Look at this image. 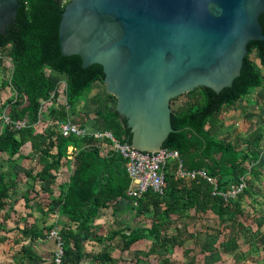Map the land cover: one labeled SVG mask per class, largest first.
Listing matches in <instances>:
<instances>
[{
	"label": "trees",
	"instance_id": "obj_1",
	"mask_svg": "<svg viewBox=\"0 0 264 264\" xmlns=\"http://www.w3.org/2000/svg\"><path fill=\"white\" fill-rule=\"evenodd\" d=\"M67 1L20 0L15 20L8 25L5 33H0V49L12 60L14 68L9 79H1L0 94L3 87L8 85L16 92L15 96L7 99L0 113L12 121L25 120V125L17 128L13 122L6 123L0 118V150L12 162L23 156L21 148L30 142L41 165L35 173L33 170L26 172L34 182L52 179L63 166L71 164V174L62 185L57 201L58 217H65L58 230L64 248L62 264H82L84 244L88 240L104 239L93 225L99 208L117 202L120 198H130L131 202L133 199L127 194L131 178L121 153L113 148L103 153L99 147L101 141L94 136L63 135L58 129L57 121L65 118L68 112L57 102L42 115L39 114L41 102L49 98L56 88V82L46 76L45 67L67 75L69 114L73 121L83 127L88 119L78 112L76 102L84 91L91 88L93 82L100 80L104 83L105 73L101 64L93 63L84 67L81 55L63 54L61 50L59 25ZM259 19L264 33V12ZM253 51L264 66V40H250L241 73L231 86L224 87L219 92L200 86L186 92L187 101L181 105L175 106L173 103L171 123L175 131L169 133L163 147L178 150L180 156L170 159L165 166L162 194L149 188L136 199L138 214L151 212L156 206L161 207L152 214L151 226L129 225L125 227L127 232H113L114 235H122L124 249L141 238H151L152 252L162 247L167 248V230L172 222V215H182L191 208L198 212L212 209L222 222H230L231 237L221 243L225 250H241L242 241L239 242L238 239L245 233L250 236L249 248H253L255 243L258 245L260 240L264 248V236L260 235L263 223L259 218V207L255 205V202L259 205L260 201L249 187L250 176H255L258 170L255 164L260 159V148L250 143L244 148L241 144L225 141L218 134L221 126L218 115L223 107L233 105L264 83L263 75L251 58ZM175 99L176 97L171 103ZM98 118L100 122L95 124L96 128L109 130L121 142L131 144V130L126 124V118L116 108L100 110ZM261 138H258V146ZM69 147H73L72 153L69 152ZM180 164L182 170H206L209 175L217 178L218 189L221 191H225L231 183L238 182L245 174H248L247 185L236 197L225 199L222 194H213V184L206 177L179 175L177 171ZM16 184L13 171L7 168L4 160H0V218L9 204L10 189ZM29 191L28 188L24 195L26 201L30 200ZM249 197H252L250 203L254 202L253 204L247 201ZM245 202L254 209L253 213L247 211ZM38 204V209L43 211L42 204ZM46 212H55L51 203ZM9 216L5 214L3 219L6 220ZM246 216L252 218L257 226L244 224L240 218ZM19 230L22 236L32 241L45 236L43 229L36 224L26 225ZM0 231H8L6 223L2 221ZM189 252L185 249V255L189 259L182 264H198ZM70 253L75 254V263H69ZM107 257L111 256L108 254ZM25 258L35 260L39 259V255L31 246L22 247L21 258L15 260V264H26Z\"/></svg>",
	"mask_w": 264,
	"mask_h": 264
},
{
	"label": "water",
	"instance_id": "obj_2",
	"mask_svg": "<svg viewBox=\"0 0 264 264\" xmlns=\"http://www.w3.org/2000/svg\"><path fill=\"white\" fill-rule=\"evenodd\" d=\"M20 0H0V33ZM264 0H68L59 25L63 54L103 66L107 91L126 118L131 144L163 149L171 100L200 86L215 91L240 75L248 43L264 40Z\"/></svg>",
	"mask_w": 264,
	"mask_h": 264
},
{
	"label": "crops",
	"instance_id": "obj_3",
	"mask_svg": "<svg viewBox=\"0 0 264 264\" xmlns=\"http://www.w3.org/2000/svg\"><path fill=\"white\" fill-rule=\"evenodd\" d=\"M255 63L264 78V66L260 64V61H255ZM92 86L93 90L89 97L86 100H79L77 105L78 111L82 113L81 115L89 120L85 127L90 131L100 129L95 126V124L100 122L98 118L100 110H112L117 107V98L110 95L102 81L96 80ZM187 98L185 96L184 101H187ZM173 103L174 100L171 103V107ZM182 103L175 104V106ZM218 118L221 123L218 134L225 141L241 144L244 148L249 143L256 148H260V159L255 164L258 170L255 176H250L249 187L252 188L256 198L260 201L259 205L256 202L255 205L259 207V218H261L263 223L260 227V235L264 236V83L241 97L233 105L224 106ZM259 137L262 138L258 146ZM25 145L27 154H29L32 151L31 143L28 142ZM70 174L71 170H69L68 178ZM251 200L252 197H249L247 201L250 203ZM248 202H245L244 206L245 208L247 207V211L253 213L254 209ZM160 208V206H156L154 209L152 208L151 212L138 214L136 204H134V201L131 202L130 198H120L117 202L100 207L94 217L93 225L96 231L103 235L104 239L102 241L88 240L84 244L81 263L182 264L189 259L185 255V249L190 251L189 255L192 256L191 258L195 257L198 264H247L244 261L245 259L246 261L255 262L253 254H250L252 249L241 251L243 250L241 245V250L239 248L229 251L222 247L221 243L231 237L230 222H222L212 209L198 212L195 208H191L182 215L173 214L172 222L167 230L169 236L167 248L162 247L152 252L150 250L151 238H141L129 248L124 249L122 235H114L113 232H127L125 227L129 225L132 227L151 226L153 221L152 214ZM255 210H257L256 207ZM63 219L65 220V217ZM240 219L246 225L257 226L250 217L246 216ZM243 240L248 241L247 243L249 244L250 236L247 233L243 236L241 235L238 241L241 242ZM175 241L176 244L174 245ZM261 249L264 250L263 247ZM104 254L106 256H103ZM108 254L111 256L110 258L107 257ZM99 256L100 258H98ZM211 256L220 257L221 261L218 263L214 262V260L210 262L208 257ZM260 256V259L264 258V251H262ZM68 259L69 263H75V254L70 253ZM226 259H229V261L226 262Z\"/></svg>",
	"mask_w": 264,
	"mask_h": 264
},
{
	"label": "rangeland",
	"instance_id": "obj_4",
	"mask_svg": "<svg viewBox=\"0 0 264 264\" xmlns=\"http://www.w3.org/2000/svg\"><path fill=\"white\" fill-rule=\"evenodd\" d=\"M251 58L254 61H259L255 51L251 53ZM2 78L4 77H0V82ZM92 90L93 86L91 89L84 91L79 100H86ZM15 93L16 92L11 88V86L8 85L3 87L0 94V110L7 99L15 96ZM185 96V93L177 96L174 100V105L182 103L185 100ZM79 100L76 102V105H78ZM87 122L89 123V120ZM72 151L73 149H69L70 153H72ZM21 152L23 156L28 155V157L15 156V158H17L10 162L7 160V155L0 150V160H4L7 164V168L13 171L14 181L17 183L10 189L9 204L2 211V216L0 218V221L6 223L8 229V231H0V264H15V260L21 258L22 247L27 246L33 247L34 252L39 255V259L30 260L25 258L26 264H53L56 257V252L59 250V246L56 240L49 236V232L55 227V224H57L56 228H59L60 223H62V220H64L60 217V215L58 217L59 205L57 201L61 193V187L68 179V173L72 167L71 164L63 166L54 178L46 181L34 182V180L30 178L26 172L33 170V173H35L38 169H40L41 165L37 161V154L33 150L27 154L26 145L22 146ZM70 156H72V154ZM28 188L30 190V200L26 201L24 195L26 194ZM38 203L42 204V207L44 208L43 211L38 209L40 205ZM50 203L55 208V212L47 213L46 209ZM5 214L10 215L6 220L3 219ZM32 224H36L42 228L45 236L38 238L35 241L22 236L19 228ZM260 242L261 240L259 241L258 245L255 243L253 248H249V244L244 240L242 241L243 251L245 249H252V253L250 254H253L255 261L253 263L246 261L245 259L244 261L247 262V264H264V258L260 259V255L262 251H264L261 249L262 243ZM208 259L210 262L214 260L216 263L221 261L220 257L211 256L208 257ZM225 261L227 262L229 259H226Z\"/></svg>",
	"mask_w": 264,
	"mask_h": 264
},
{
	"label": "built area",
	"instance_id": "obj_5",
	"mask_svg": "<svg viewBox=\"0 0 264 264\" xmlns=\"http://www.w3.org/2000/svg\"><path fill=\"white\" fill-rule=\"evenodd\" d=\"M13 69L12 60L0 49V77L2 76L5 79H9L13 73ZM44 71L47 77L56 82V88L49 98L41 102L39 114L42 115L53 103L57 102V104H61L68 112L65 118H61L57 121L58 129L63 135L68 136L70 134H76L82 137L94 136L101 141L99 147L103 153H107L111 148L121 153L126 160L125 165L131 178V184L127 190V194L133 199L134 204H137L136 199L142 196L149 188L162 194L165 185V166L170 159L179 158V151L167 147H163V149L156 151H144L121 142L109 130H88L81 124L73 121L70 117V105L66 95L68 85L67 75L51 67H45ZM0 118H3L6 123L13 122L17 128L25 125V120L12 121L6 115H2ZM69 149H73V147H69ZM178 174L181 176L188 175L195 177L196 175H202L206 177L207 180L213 184V194H222L225 199L234 198L241 193L247 185L248 176V174L241 176L238 182L231 183L225 191H221L218 189L217 178L209 175L204 169L182 170L180 164ZM134 181L137 184L136 186L133 185ZM49 236L54 238L59 246L53 264H62L64 248L58 228L54 227L49 232Z\"/></svg>",
	"mask_w": 264,
	"mask_h": 264
},
{
	"label": "bare ground",
	"instance_id": "obj_6",
	"mask_svg": "<svg viewBox=\"0 0 264 264\" xmlns=\"http://www.w3.org/2000/svg\"><path fill=\"white\" fill-rule=\"evenodd\" d=\"M133 185H134V186H136V185H137L135 181H134Z\"/></svg>",
	"mask_w": 264,
	"mask_h": 264
}]
</instances>
